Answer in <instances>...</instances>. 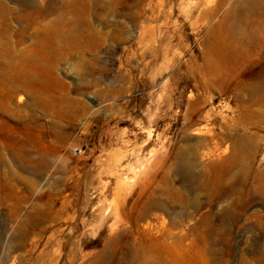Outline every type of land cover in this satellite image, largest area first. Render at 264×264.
<instances>
[{"label":"rangeland","instance_id":"374dc122","mask_svg":"<svg viewBox=\"0 0 264 264\" xmlns=\"http://www.w3.org/2000/svg\"><path fill=\"white\" fill-rule=\"evenodd\" d=\"M25 1L0 0V264H264V0Z\"/></svg>","mask_w":264,"mask_h":264},{"label":"bare ground","instance_id":"6f19581e","mask_svg":"<svg viewBox=\"0 0 264 264\" xmlns=\"http://www.w3.org/2000/svg\"><path fill=\"white\" fill-rule=\"evenodd\" d=\"M31 2H32L31 0H28V1H25L24 3H25L26 5H29V4H31ZM50 7H51V6H50ZM44 8H45V7H44ZM42 9H43V8H42ZM49 9H50V8H49ZM5 11H6V10H5ZM39 12H41V10H39L38 13H39ZM65 12H66V11H65ZM71 12H72V11H71ZM73 12H74V11H73ZM55 19H56V18H55ZM11 45H12V44H11ZM9 52H10V51H9ZM258 89H259V88H258V84H255V83H254V84L251 86L250 91L255 92V91H257ZM35 247H36V243H35V244L33 243V244L31 245V250H32V249H35ZM27 250H28V249H27ZM27 253H28V252H27ZM29 253H30V251H29ZM57 261H58V260H57ZM34 262H35V261H34ZM34 264H39V263H34ZM40 264H41V263H40ZM54 264H56V262H55Z\"/></svg>","mask_w":264,"mask_h":264}]
</instances>
